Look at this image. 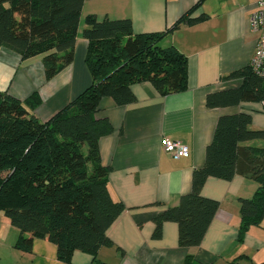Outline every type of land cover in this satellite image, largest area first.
Here are the masks:
<instances>
[{"label": "trees", "instance_id": "1", "mask_svg": "<svg viewBox=\"0 0 264 264\" xmlns=\"http://www.w3.org/2000/svg\"><path fill=\"white\" fill-rule=\"evenodd\" d=\"M84 0H0V49L22 60L40 57L46 80L74 61V47ZM199 4V2H198ZM196 4L165 32L135 34L129 19L86 16L82 36L87 41L85 65L90 84L48 121L33 111L37 92L21 101L0 91V217L19 231L15 248L30 252L34 240L56 247V259L70 264L76 251L95 256L114 247L107 236L126 210L108 190L111 167L100 160L99 140L113 129L107 118L95 117L99 103L110 98L117 106L134 101L130 85L149 83L160 96L186 88V58L163 39L181 25H193ZM241 85L206 96L208 109L240 103H264V78L250 65L227 75ZM251 115L239 112L218 118L205 161L194 170L191 191L175 207L153 219V238L162 225L178 228V245L198 247L219 208L202 196L209 178L230 181L236 175L257 185L250 199H239L238 239L264 218V148L245 143L264 140V130H252ZM91 264H106L94 259ZM184 264H198L187 256ZM235 264V263H233ZM264 264V261L259 263Z\"/></svg>", "mask_w": 264, "mask_h": 264}, {"label": "crops", "instance_id": "2", "mask_svg": "<svg viewBox=\"0 0 264 264\" xmlns=\"http://www.w3.org/2000/svg\"><path fill=\"white\" fill-rule=\"evenodd\" d=\"M258 0H84L74 47V61L53 79L46 80L40 57L22 60L0 49V91L21 101L37 92L40 104L32 112L48 121L91 82L85 65L87 41L82 36L88 15L97 19H129L135 34L161 33L182 14H190L193 25H181L163 39L187 61L186 88L160 96L146 82L130 85L134 101L117 106L103 98L95 114L107 118L112 133L99 140L102 165L111 167L108 190L126 210L111 226L107 236L112 248H101L95 256L76 251L70 264H184L187 256L198 264H259L264 261V218L251 226L242 240L239 199L254 196L257 185L249 177L236 175L230 181L209 178L202 196L217 201L219 208L198 247L178 245L175 223L162 225L161 236L153 238V219L167 207L178 205L191 191L194 170L203 166L205 149L212 141L217 120L239 112L251 115L250 129L264 130V103L208 109L206 96L241 85V80H224L230 73L250 64L257 34L249 18ZM179 141L189 155L172 159L162 150V139ZM246 145L264 148V140ZM19 231L0 217V264H63L56 259V247L36 239L30 252L15 248Z\"/></svg>", "mask_w": 264, "mask_h": 264}, {"label": "built area", "instance_id": "3", "mask_svg": "<svg viewBox=\"0 0 264 264\" xmlns=\"http://www.w3.org/2000/svg\"><path fill=\"white\" fill-rule=\"evenodd\" d=\"M249 26L252 33L257 34L254 53L250 62L252 71L264 78V0L257 1V7L249 18ZM162 150L174 160L187 157L189 148L179 141L162 139Z\"/></svg>", "mask_w": 264, "mask_h": 264}]
</instances>
